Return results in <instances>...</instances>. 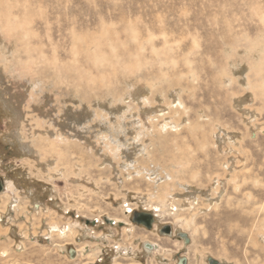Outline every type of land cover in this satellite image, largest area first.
Wrapping results in <instances>:
<instances>
[{
    "label": "rangeland",
    "instance_id": "rangeland-1",
    "mask_svg": "<svg viewBox=\"0 0 264 264\" xmlns=\"http://www.w3.org/2000/svg\"><path fill=\"white\" fill-rule=\"evenodd\" d=\"M18 1L0 264H264V0Z\"/></svg>",
    "mask_w": 264,
    "mask_h": 264
},
{
    "label": "bare ground",
    "instance_id": "bare-ground-1",
    "mask_svg": "<svg viewBox=\"0 0 264 264\" xmlns=\"http://www.w3.org/2000/svg\"><path fill=\"white\" fill-rule=\"evenodd\" d=\"M16 3H18L19 4V1L18 0H15V4ZM20 6H21V4H20ZM13 8H14V4H11V0H0V22H1V27L2 28H5V29H11V27L12 26H10V22L12 21V20H10L11 19V17L12 18H14V19H17L18 17V15L16 14L17 13V11H13ZM27 12V11H26ZM28 17H30V16H28ZM26 18H27V16H26ZM27 20V19H26ZM32 20V19H31ZM26 22V21H25ZM29 22V21H28ZM32 22V21H31ZM30 23V22H29ZM31 24V23H30ZM20 29V28H19ZM24 33V32H23ZM1 35V34H0ZM30 57V56H29ZM237 184V183H236ZM3 190H5V185H4V182L3 181H1V186H0V193L3 191ZM259 190V189H258ZM256 191V190H255ZM260 191H261V189H260ZM264 191V190H263ZM257 192V191H256ZM264 193V192H263ZM260 195V194H259ZM154 204H151V206H150V210H152V214H153V212H155L154 214H155V216H156V221H157V218H159L160 217V214H159V212H160V210H161V208L158 206V205H154ZM218 206V205H217ZM126 207H127V205H126ZM129 208H132V209H134L133 207H127L126 209H129ZM259 210H264V203H261L260 204V206H258V208H257V211H259ZM130 211V213H133V210H129ZM129 211H128V213H129ZM124 212V216H126L125 215V213H126V211L124 210L123 211ZM129 213V214H130ZM147 213V212H146ZM151 214V215H152ZM175 218V220L176 221H179V223H180V225H182V223H183V221H184V225L186 226L187 225V218H183V217H181L180 215H178V214H176V216L174 217ZM96 220H98V219H96ZM107 220H109V219H107ZM116 220H117V222L118 223H120V222H123L125 225H124V227L122 228V230H123V232H125L126 233V235L128 236V232H127V228H126V225H128V220H126V219H123V218H120V217H117L116 218ZM244 221V220H243ZM94 222V224H96V221H93ZM98 222H99V220H98ZM117 222H115V223H117ZM154 226H155V222H154ZM52 228H55V226L53 225V226H51ZM50 227V228H51ZM182 234V233H181ZM147 248H149V249H147L148 251L149 250H151V249H153V248H155L156 250H157V248H158V246H157V244L156 243H148V245L146 246ZM182 257H184L185 258V260L182 262L183 264H186L187 263V258L185 257V256H181V257H178V261H177V264L179 263V260L182 258ZM209 258H212V257H209ZM214 259V258H213ZM207 261H208V258H207Z\"/></svg>",
    "mask_w": 264,
    "mask_h": 264
},
{
    "label": "water",
    "instance_id": "water-1",
    "mask_svg": "<svg viewBox=\"0 0 264 264\" xmlns=\"http://www.w3.org/2000/svg\"><path fill=\"white\" fill-rule=\"evenodd\" d=\"M0 186H1V181H0ZM132 219L133 221H135L137 224H142L144 225L147 229H151L152 228V223H153V216L150 213H145V212H133L132 213ZM109 221V220H107ZM92 224H94V222L92 221ZM166 230L169 231L168 228H166ZM180 237H182L184 239L185 242H189V238L187 236L186 233H179ZM148 244H146L147 246ZM185 260L184 257H182L179 260L178 264H183L182 262ZM208 264H219V261L213 258H208Z\"/></svg>",
    "mask_w": 264,
    "mask_h": 264
},
{
    "label": "flooded vegetation",
    "instance_id": "flooded-vegetation-1",
    "mask_svg": "<svg viewBox=\"0 0 264 264\" xmlns=\"http://www.w3.org/2000/svg\"><path fill=\"white\" fill-rule=\"evenodd\" d=\"M150 211V214H152L151 212H152V210H149ZM131 215H132V213H131ZM152 216H153V221H154V218L156 219V216H155V214H154V212H153V214H152ZM94 221V220H93ZM105 221V220H104ZM178 261V260H177Z\"/></svg>",
    "mask_w": 264,
    "mask_h": 264
},
{
    "label": "built area",
    "instance_id": "built-area-1",
    "mask_svg": "<svg viewBox=\"0 0 264 264\" xmlns=\"http://www.w3.org/2000/svg\"><path fill=\"white\" fill-rule=\"evenodd\" d=\"M126 213H128V211H127ZM129 213H130V211H129ZM130 214H131V213H130ZM96 223H97V220H96Z\"/></svg>",
    "mask_w": 264,
    "mask_h": 264
}]
</instances>
